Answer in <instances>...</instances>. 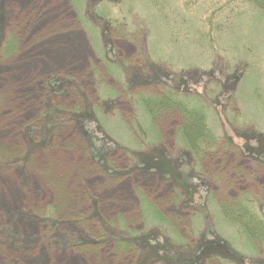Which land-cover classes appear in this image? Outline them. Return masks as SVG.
<instances>
[{
	"label": "rangeland",
	"instance_id": "obj_1",
	"mask_svg": "<svg viewBox=\"0 0 264 264\" xmlns=\"http://www.w3.org/2000/svg\"><path fill=\"white\" fill-rule=\"evenodd\" d=\"M241 199L264 218L252 4L0 0V264H264Z\"/></svg>",
	"mask_w": 264,
	"mask_h": 264
},
{
	"label": "trees",
	"instance_id": "obj_2",
	"mask_svg": "<svg viewBox=\"0 0 264 264\" xmlns=\"http://www.w3.org/2000/svg\"><path fill=\"white\" fill-rule=\"evenodd\" d=\"M247 1H248V3L252 4V7L259 10L261 15L264 16V0H247ZM236 81L237 82L239 81V77H236ZM217 100L218 99L216 97L212 101L216 102ZM167 101L168 100L160 99V100H157L156 103H157V105H161V107H162L163 106L162 104L164 103V105H165L167 103ZM166 107H168V106H166ZM171 107L172 108H178V110L182 113V115L184 117V121H185L184 125H183V130H185V132H189V134H190V132L195 131L193 129L198 125V123L200 125H202V120L199 117H197L196 113L194 111H192L191 109H188V108L186 109L185 107H182L180 104L178 105V107H173V106H171ZM152 111L156 112L153 109H152ZM190 138L195 139L194 137H192V135H190ZM190 138H189V140H190ZM199 140H201V139H199ZM194 142H196V141H194ZM242 151L244 153L246 152L249 154V152L245 151L244 149ZM166 166L169 167V165L165 164V167ZM171 178L177 184L179 183L181 186H184L182 183H180V181L176 178V176L171 177ZM237 205L238 206L235 207L234 209H232V211H231L233 214L232 215L230 214V217L234 218L236 221H231V222L244 234L246 231V232H248L249 235L252 234L253 236H255L256 237L255 239L259 241V243H260V245H262V247H264V218L258 217L256 214H254V212H252V207L250 205V202L245 200V199H241L240 201H238ZM225 217L228 219V215ZM229 221H230V219H229ZM144 241H145V243H144V247H145L147 244V240H144ZM222 248L226 252L225 254L222 255L223 256L222 259H227V260H231V261L235 259L237 261V264H243V260L241 259V256L237 255L238 253L233 251L232 248L229 247V245L227 243H225L223 240H222ZM149 252L151 253V251H149ZM263 253H264V251H263Z\"/></svg>",
	"mask_w": 264,
	"mask_h": 264
}]
</instances>
